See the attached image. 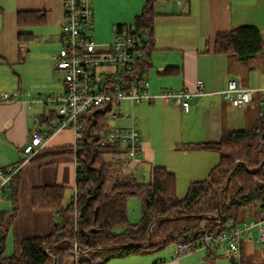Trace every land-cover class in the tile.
Masks as SVG:
<instances>
[{
    "label": "crops",
    "instance_id": "crops-1",
    "mask_svg": "<svg viewBox=\"0 0 264 264\" xmlns=\"http://www.w3.org/2000/svg\"><path fill=\"white\" fill-rule=\"evenodd\" d=\"M90 1L94 27L87 33L98 48L107 49L117 26L134 25L146 0ZM20 10L43 12L45 22L20 27ZM155 12L153 47L145 73L150 91L156 94L167 88H188L196 93L197 82L202 81L205 92L192 97L188 112L162 97L139 105L128 101L125 108L120 103L118 115L111 116L119 118L121 124L111 127H130L134 117L141 146L135 168L126 167V173L131 170L138 180L150 181L153 168L163 166L176 176L177 196L184 198L190 185L206 179L220 162L217 150L188 145L219 142L225 131L256 126L262 118L264 49L242 61L233 53L213 50V41L217 32L242 25L257 26L264 37V0H188L183 5L175 0H156ZM64 21L62 0H0V94L13 97L0 102V172L21 164L19 209L7 232V257L20 253L26 237L47 235L54 229L56 212L33 205V188L60 184L66 191L70 188L73 196L77 183L74 130L56 129V103L31 101L64 91L63 79L55 69V57L65 44ZM21 31L32 35L20 39ZM231 78L254 89L252 100L241 108H235L224 96ZM35 130L47 131L49 137L34 157L25 160L23 149ZM2 182L0 173V225L1 215L13 205L9 181L3 186ZM246 237L252 238H243L242 253ZM176 246L115 257L106 264H203L209 257L208 250L177 254ZM226 251L236 263L238 259L233 262ZM211 256L219 264L218 248Z\"/></svg>",
    "mask_w": 264,
    "mask_h": 264
},
{
    "label": "trees",
    "instance_id": "trees-1",
    "mask_svg": "<svg viewBox=\"0 0 264 264\" xmlns=\"http://www.w3.org/2000/svg\"><path fill=\"white\" fill-rule=\"evenodd\" d=\"M156 0H146L132 26L118 25V32L145 30L149 40L143 43L147 59L140 65L145 75L153 47V24ZM45 14L20 10V27L40 25ZM32 33L19 32L20 39ZM264 49V37L255 25H242L214 36L213 50L233 53L242 61ZM113 104L92 107L82 116V138L75 155L77 163V200L65 203L66 187L60 184L33 188L35 207L56 212L51 233L23 239L19 254L4 256L10 224L19 209L20 172L9 179L12 209L1 215L0 264H75L68 245L71 240L91 251L84 264H106L115 257L151 252L170 245L200 239L204 230L214 233L241 223L247 216L259 218L264 213V114L258 125L225 131L219 142L191 144L220 153V162L204 180L193 182L184 198L177 196L176 176L163 166H155L150 181L138 180L132 173L115 177L112 163L126 173V146L121 141L100 144L102 133L110 129L108 115ZM58 114V110H57ZM59 119V114L57 115ZM106 156H111L107 159ZM34 157V156H33ZM128 166V165H127ZM117 172V171H116ZM123 175V174H122ZM230 182L226 186L227 180ZM114 182L108 190L109 183ZM143 199L142 217L131 223L127 200ZM117 227L123 230L116 231ZM46 247H50L46 251ZM208 256L213 251L208 249Z\"/></svg>",
    "mask_w": 264,
    "mask_h": 264
},
{
    "label": "built area",
    "instance_id": "built-area-1",
    "mask_svg": "<svg viewBox=\"0 0 264 264\" xmlns=\"http://www.w3.org/2000/svg\"><path fill=\"white\" fill-rule=\"evenodd\" d=\"M179 5L188 0H175ZM65 21L62 33L64 46L55 57V69L61 73L64 91L59 95H46L44 98H32L31 101H43L58 105L59 123L57 130L71 127L75 136V151L82 138V116L92 107L112 105L118 108L122 100H129L132 104L152 103L162 97L168 103L181 107L185 112L191 110V99L195 94L205 92L204 83L197 82L198 91L192 92L188 88H167L160 93L150 91L149 79L140 73V65L147 59L143 50V41L133 30L115 31L113 39L107 49H100L96 41L87 33L94 27V9L90 0H62ZM253 88L243 87L235 78L228 81L224 96L235 108H241L252 100ZM30 93L28 92V95ZM17 96V95H15ZM12 96L8 93L0 94V102H9ZM112 116L118 115L113 111ZM49 133L47 131H32L31 140L24 146L25 160L31 159L45 145ZM121 141L127 148L126 163L131 169L135 168L136 159L140 151V136L132 117L130 127H111L102 133L101 145L109 141ZM22 163V162H21ZM21 164L2 170V186L10 177L19 171ZM78 187L75 186L73 200L78 197ZM258 228L257 240L264 245V213L259 218H250L238 224H231L226 230L210 233L203 231L200 239L176 246V253H186L202 250H216L226 246L230 254L239 259L242 254V241L248 235H255ZM75 248V264H84L91 249H82L78 242H70ZM96 249V248H95ZM100 249V248H98ZM50 247H46L49 251ZM203 264H215L214 257L203 259Z\"/></svg>",
    "mask_w": 264,
    "mask_h": 264
},
{
    "label": "rangeland",
    "instance_id": "rangeland-1",
    "mask_svg": "<svg viewBox=\"0 0 264 264\" xmlns=\"http://www.w3.org/2000/svg\"><path fill=\"white\" fill-rule=\"evenodd\" d=\"M58 76L60 77L61 74L58 71ZM129 100H122V106L125 108L126 106L129 105ZM115 112H119L118 108L114 109ZM107 123L110 126H118L121 124V121L119 120V118L114 119L111 114L108 115L107 118ZM107 159H111V156H106ZM126 167L127 164L125 165ZM125 167V168H126ZM112 169L114 170V174L115 177L119 176L122 177L127 173H120L119 169L116 165V163H112ZM117 171V172H116ZM129 173H131V170L129 171ZM140 175V174H138ZM146 181H149V179H146ZM114 182L111 181L109 183L108 186V190L111 188L112 183ZM79 192V189H78ZM72 199V192L70 190V188H67L66 191V198H65V203H68L70 200ZM143 199H140L138 196H132L127 200V215H128V220L131 223H137L141 220L142 217V206H143ZM250 219L249 216L246 217V220ZM123 230L122 227H117L116 231H121ZM255 235L252 238H247L246 237V241H244V248H243V253L241 256V259L237 260L236 263H232L230 260V256L228 255V252L226 251V246H222L218 248V253H220L219 256V264L225 263V264H264V245H262L258 240H257V236H258V228L255 227ZM71 242H77L76 240H71ZM70 246V242L68 244ZM71 251L73 252V255L75 256V248L71 245ZM82 249H85L82 247ZM87 249V248H86ZM99 249H93L92 252H96ZM73 256V257H74ZM87 259L91 258V252L88 254V256L86 257ZM221 259H224L223 261Z\"/></svg>",
    "mask_w": 264,
    "mask_h": 264
},
{
    "label": "water",
    "instance_id": "water-1",
    "mask_svg": "<svg viewBox=\"0 0 264 264\" xmlns=\"http://www.w3.org/2000/svg\"><path fill=\"white\" fill-rule=\"evenodd\" d=\"M138 34L143 42H147L149 40V37L145 30H141ZM263 114H264V104H263ZM229 182H230V177L227 180L226 186L229 184ZM231 259L233 262L235 261V258L232 255H231ZM54 264H56V260L54 261Z\"/></svg>",
    "mask_w": 264,
    "mask_h": 264
}]
</instances>
